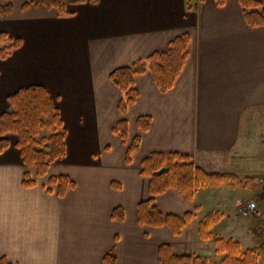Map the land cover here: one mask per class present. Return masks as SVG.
Wrapping results in <instances>:
<instances>
[{
  "label": "crops",
  "instance_id": "crops-1",
  "mask_svg": "<svg viewBox=\"0 0 264 264\" xmlns=\"http://www.w3.org/2000/svg\"><path fill=\"white\" fill-rule=\"evenodd\" d=\"M22 3L13 0V12L0 16V31L22 39L0 58V112L11 108L8 96L19 88L45 86L66 129V154L24 187L17 136L8 135L0 152V257L12 264H103L114 247L115 264H160L158 249L167 243L176 254L218 264L217 237L256 247L264 197L246 188L264 172V25H248L239 0H96L63 14L42 4L23 10ZM183 32L190 34L189 53L174 85L162 92L150 71L136 75L138 98L120 113L122 92L111 70L166 49ZM141 115L151 117L147 130L138 127ZM121 118L127 143L141 135L130 162L127 143L112 130ZM154 151L186 153L205 172L225 174L192 200L172 188L156 195L164 214L193 213L179 235L167 225L138 223V203L150 195L141 162ZM58 174L76 183L64 196L49 184ZM243 199H256L259 212L242 216ZM117 206L122 220L111 217ZM210 213L217 218L203 238L198 226Z\"/></svg>",
  "mask_w": 264,
  "mask_h": 264
},
{
  "label": "trees",
  "instance_id": "trees-1",
  "mask_svg": "<svg viewBox=\"0 0 264 264\" xmlns=\"http://www.w3.org/2000/svg\"><path fill=\"white\" fill-rule=\"evenodd\" d=\"M0 4V16L13 12V0H5ZM96 0H24L21 8L26 10L32 4H42L48 9H55L59 14L67 12L69 5L82 4ZM248 25L255 27L264 25V6L260 0H239ZM222 5L224 0H216ZM190 34L183 32L173 37L164 50L154 51L147 57L138 58L129 65L115 67L110 72L111 81L121 90L118 110L125 113L136 101L139 91L135 86V76L150 71L160 89L165 92L175 83L184 67L189 53ZM22 44L20 37L0 31V58L9 56ZM11 108L0 112V152L9 145L8 135L17 136L16 146L25 166L22 184L24 187L34 186L37 177L45 176L49 166L66 154V129L55 100L48 89L41 84H30L21 87L8 96ZM150 115H141L137 119L138 127L147 130L150 126ZM112 130L127 143L128 122L119 119ZM141 135H136L126 149V161L130 162L132 154L139 148ZM163 165L168 168L158 174ZM140 172L150 178L148 198L139 201L138 223L144 226L167 225L174 235H179L192 220L193 213L184 215L164 214L156 205L155 197L167 189H176L188 200H192L195 191L202 186L221 181L222 173L205 172L194 159L186 153L178 151H154L147 154L141 162ZM49 184L56 185V192L64 196L74 188L75 181L66 174L52 175ZM121 206L112 209L111 217L124 219ZM216 214H208L200 221L198 232L201 237L210 236L209 226L215 222ZM216 252L223 254L218 264H260L256 247L242 248L238 240L217 237L214 239ZM160 264H209L206 258L199 255L176 254L167 243L158 249ZM116 251L112 247L103 256V264H115ZM0 264H12L5 256L0 257Z\"/></svg>",
  "mask_w": 264,
  "mask_h": 264
},
{
  "label": "built area",
  "instance_id": "built-area-1",
  "mask_svg": "<svg viewBox=\"0 0 264 264\" xmlns=\"http://www.w3.org/2000/svg\"><path fill=\"white\" fill-rule=\"evenodd\" d=\"M257 183L260 186V194L264 197V172L257 176ZM238 209L241 215L244 217L255 215L259 212L256 199L240 201L238 203Z\"/></svg>",
  "mask_w": 264,
  "mask_h": 264
},
{
  "label": "rangeland",
  "instance_id": "rangeland-1",
  "mask_svg": "<svg viewBox=\"0 0 264 264\" xmlns=\"http://www.w3.org/2000/svg\"><path fill=\"white\" fill-rule=\"evenodd\" d=\"M21 1L22 0H15V3L19 4ZM257 176L255 177L256 185H254L253 187H250V188H246L247 189L246 192H248V193L250 192L249 195L252 194L251 193V192H253L252 190H260V186L257 183ZM243 200H245V199H243ZM263 232H264V225H262V229L260 230V237L258 236L259 241H258V243L255 244L256 248L258 249L259 255H260L259 256V263L260 264H264V236H263L264 234L262 235Z\"/></svg>",
  "mask_w": 264,
  "mask_h": 264
},
{
  "label": "water",
  "instance_id": "water-1",
  "mask_svg": "<svg viewBox=\"0 0 264 264\" xmlns=\"http://www.w3.org/2000/svg\"><path fill=\"white\" fill-rule=\"evenodd\" d=\"M168 166L167 165H163L160 169L157 170L158 174L163 173L165 170H167Z\"/></svg>",
  "mask_w": 264,
  "mask_h": 264
}]
</instances>
